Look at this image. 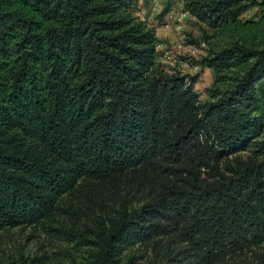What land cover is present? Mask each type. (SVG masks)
<instances>
[{"label": "trees", "instance_id": "1", "mask_svg": "<svg viewBox=\"0 0 264 264\" xmlns=\"http://www.w3.org/2000/svg\"><path fill=\"white\" fill-rule=\"evenodd\" d=\"M136 7L0 0V231L70 235L88 264H123L138 245L167 264L264 246V0H184L224 41L200 63L215 74L206 101L199 75L158 61ZM75 198L100 212L86 230L55 227Z\"/></svg>", "mask_w": 264, "mask_h": 264}, {"label": "rangeland", "instance_id": "2", "mask_svg": "<svg viewBox=\"0 0 264 264\" xmlns=\"http://www.w3.org/2000/svg\"><path fill=\"white\" fill-rule=\"evenodd\" d=\"M153 4L154 0H137L135 16L156 30L158 61L170 73L183 76L199 75L195 90L200 94L201 100L206 101L209 95L208 89L214 85L215 74L211 69L202 68L200 63L210 54L212 46L208 41H211L216 49L222 48L224 41L210 39L214 32L185 11L184 0H159L157 11L153 10ZM257 12V8H253L243 16V19H255ZM168 13H172L174 18L166 28L165 17ZM189 51H195L196 55L189 57ZM239 156L247 159L250 152H244ZM72 203L77 216H70L63 209L55 216V227L60 229L65 225L74 230H86V225L91 223L94 213L100 212V208L91 206L90 209H86L78 198ZM57 234L40 227H20L0 231V264H30L31 261H34V264H88L86 247H77L74 241L70 242L68 240L71 239L70 235L67 239L59 238ZM77 240L79 241L78 238ZM125 254L123 264H167L168 258L164 251L139 245L126 251ZM192 255L193 252H189L183 256H176L168 263L201 264ZM222 264H264V246L239 257L230 258Z\"/></svg>", "mask_w": 264, "mask_h": 264}, {"label": "built area", "instance_id": "3", "mask_svg": "<svg viewBox=\"0 0 264 264\" xmlns=\"http://www.w3.org/2000/svg\"><path fill=\"white\" fill-rule=\"evenodd\" d=\"M159 9V0H154V4H153V10L154 11H157ZM141 17H142V15H141ZM166 28H168L169 27V22L171 21V20H173V18H174V15L171 13H168L167 15H166ZM180 48H181V46H179ZM196 55V53H195V51H189V57H194Z\"/></svg>", "mask_w": 264, "mask_h": 264}]
</instances>
